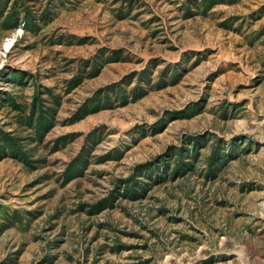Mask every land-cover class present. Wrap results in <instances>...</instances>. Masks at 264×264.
Listing matches in <instances>:
<instances>
[{
	"label": "rangeland",
	"instance_id": "rangeland-1",
	"mask_svg": "<svg viewBox=\"0 0 264 264\" xmlns=\"http://www.w3.org/2000/svg\"><path fill=\"white\" fill-rule=\"evenodd\" d=\"M0 264H264V0H0Z\"/></svg>",
	"mask_w": 264,
	"mask_h": 264
}]
</instances>
